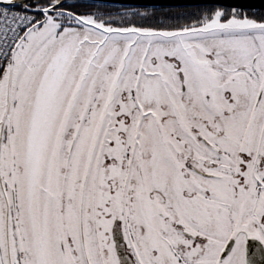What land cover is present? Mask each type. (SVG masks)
Segmentation results:
<instances>
[{
  "label": "snow or ice",
  "instance_id": "obj_1",
  "mask_svg": "<svg viewBox=\"0 0 264 264\" xmlns=\"http://www.w3.org/2000/svg\"><path fill=\"white\" fill-rule=\"evenodd\" d=\"M0 264H264V0H0Z\"/></svg>",
  "mask_w": 264,
  "mask_h": 264
}]
</instances>
